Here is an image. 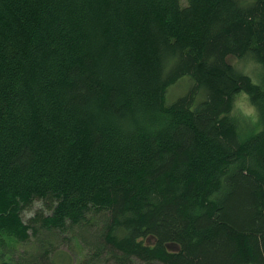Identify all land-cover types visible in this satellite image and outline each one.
Masks as SVG:
<instances>
[{
    "label": "trees",
    "instance_id": "obj_1",
    "mask_svg": "<svg viewBox=\"0 0 264 264\" xmlns=\"http://www.w3.org/2000/svg\"><path fill=\"white\" fill-rule=\"evenodd\" d=\"M230 57L264 84V0H0V264H264Z\"/></svg>",
    "mask_w": 264,
    "mask_h": 264
},
{
    "label": "clouds",
    "instance_id": "obj_2",
    "mask_svg": "<svg viewBox=\"0 0 264 264\" xmlns=\"http://www.w3.org/2000/svg\"><path fill=\"white\" fill-rule=\"evenodd\" d=\"M236 67L241 66L240 61H234ZM259 70L262 65L260 62L255 61L252 58H249L244 65V72L249 75L250 81L252 84L260 85L261 90L264 91V84H261L260 80L254 75L251 71L252 68ZM237 99L235 100L234 107L239 109L241 113L254 125L255 131H260L262 125L259 121V114L256 108V105L250 100V94L243 89L235 94ZM243 123V122H241ZM239 130V129H238Z\"/></svg>",
    "mask_w": 264,
    "mask_h": 264
},
{
    "label": "rangeland",
    "instance_id": "obj_3",
    "mask_svg": "<svg viewBox=\"0 0 264 264\" xmlns=\"http://www.w3.org/2000/svg\"><path fill=\"white\" fill-rule=\"evenodd\" d=\"M230 62L231 63H233L234 64V61H240L241 62V66L240 67H242V68H244V65L246 64V62H247V60H242V59H239V58H236V57H230ZM251 71H252V73L254 74V75H256L257 76V78L260 80V77L262 76V74H263V69H262V67L259 69V70H257V69H255L254 67L251 69ZM184 79H188V77H184V78H182L181 80H184ZM180 80V82H178L177 84H175L172 88H170V94H172V95H175V94H177L178 92H180L181 90H183V87H184V83L186 82V81H181ZM189 82V81H188ZM188 82L186 83V85H185V88H187L188 87ZM184 88V89H185ZM183 91H185V90H183ZM183 91L182 92H180V94L181 93H183ZM238 110V112H239V114H241L245 119H247L242 113H241V111L239 110V109H237ZM249 121V120H248ZM36 209H39V210H44L45 212H46V209L45 208H43V203H42V201H40V200H37V201H35L34 203H33V205H32V207L31 208H29V209H27L26 211H24V218H28L29 216H31L33 213H34V211L36 210ZM148 242H152V240H153V238L152 237H149L148 239ZM172 248H174V245H170ZM61 249L63 250V251H65V252H67L68 254H69V256H70V258H74L75 259V261H77V260H79L80 258H81V256L84 254V252H85V250L80 246V245H77V244H72V243H70L69 244V246L68 245H62V247H61ZM134 264H143V263H140L139 261H134ZM153 264H160V263H158V262H156V263H153Z\"/></svg>",
    "mask_w": 264,
    "mask_h": 264
}]
</instances>
